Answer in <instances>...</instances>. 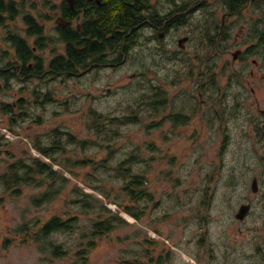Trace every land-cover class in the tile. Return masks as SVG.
I'll list each match as a JSON object with an SVG mask.
<instances>
[{
  "label": "rangeland",
  "instance_id": "rangeland-1",
  "mask_svg": "<svg viewBox=\"0 0 264 264\" xmlns=\"http://www.w3.org/2000/svg\"><path fill=\"white\" fill-rule=\"evenodd\" d=\"M15 1L21 13L15 20L8 15L0 26L1 71L19 65L10 35L35 46L38 37L28 35L25 14L45 27L48 45L38 55L47 62L63 51L54 19L59 0ZM144 1L151 18L147 22H154L156 11H179L175 17L180 18L165 20L157 33L146 22L123 63L54 80L13 77L7 82L0 77V104L13 103L17 113L26 112L11 124L10 115L0 111V174L12 159L6 151L15 157L42 156L35 143L50 146L58 131L85 141L69 143L63 133L57 137L63 150L56 157L64 168L44 157L70 179L53 202L34 206L33 197L46 188L26 186L16 196L0 184V264H82L76 253L88 241L81 233L97 214L93 209L87 216L80 213L76 186L92 204L120 211L129 223L97 238L87 264H264V113L250 106L258 101L264 109V82L255 85L252 96L237 87L224 89L230 73L264 72V63L253 65L254 59L262 61L264 46L261 53L257 49L248 55L247 64L233 58L239 49L264 39V0H248L233 14L224 42L218 27L229 7L221 0ZM186 36L190 41L181 49L178 41ZM35 90L43 95L37 98ZM159 92L165 103L150 106ZM46 93L52 100H46ZM242 99L249 101L240 105ZM96 113L104 119L97 124ZM176 115L183 118H171ZM81 159L94 162L82 166L76 163ZM126 161L129 173L144 177L152 200L136 201L124 191L131 178L124 180L118 167ZM254 178L258 193L252 192ZM243 204L252 210L240 221L236 214ZM126 206L136 213L143 209L142 218L125 212ZM55 215L80 220L75 231L52 236L69 254L51 260L18 229L27 224L36 232Z\"/></svg>",
  "mask_w": 264,
  "mask_h": 264
},
{
  "label": "trees",
  "instance_id": "trees-1",
  "mask_svg": "<svg viewBox=\"0 0 264 264\" xmlns=\"http://www.w3.org/2000/svg\"><path fill=\"white\" fill-rule=\"evenodd\" d=\"M221 1L226 4L231 11L238 12L240 8H243L244 4H246L248 0ZM144 2L145 1L142 0V3L139 2L140 4L136 3V5H132V0H105L104 5L101 9H99L98 18L96 20L91 18L89 22L90 26L86 28L87 35L89 34V36L87 40H84V43H81L82 49L75 46L72 47L71 45L67 59H65L62 55H55L50 60H47V62L37 53L39 50H43L47 46V44H45L46 37L44 36V28L40 26V24H38L33 17L25 16V21L28 25V35L38 37L35 46H31L27 39L20 35H10L8 40L13 43L16 49L17 58L19 59L17 64L19 65L18 68L13 67L15 69L10 71L0 70L1 79H4L7 82H9L13 77H28V79L46 78L54 80L55 77H58L59 75L63 76V72L72 73L76 71L78 72L80 68L85 69L88 65H90L91 58L96 52L98 42H93L94 38H97V40H101V38L105 39V35L107 33H113V40L116 42L119 38L116 32L117 30H126L129 32L134 29L136 25L144 22L145 20H151L146 13ZM16 8H18L16 3L0 0V25L5 24L7 19V17H5L6 13L13 18L16 13ZM177 12L179 11H172L166 15H160L158 12H154L155 15L157 14V26H162L165 20L169 18L172 19V22L178 21L180 17H175ZM170 26L171 23H168L167 27ZM133 32H136V30ZM210 38L209 39L214 43L217 35H213ZM71 39L72 40H70V42L74 41V38ZM130 39H132V37ZM130 41L131 40H129V42ZM213 43L211 45L214 46L215 43ZM10 66H12V64ZM67 76L69 75H66V77ZM34 94L37 98L43 95V93L38 90H35ZM44 96L47 101L52 100L51 93H46ZM164 103L165 96L162 92H159L154 94V100L151 101L149 105L159 108ZM15 107L16 104L13 103L0 104V111L10 115L11 124L21 118L23 114H26V112L17 113L15 111ZM171 118H175V120L178 121L183 117L181 115H176ZM102 119L103 116L97 114V117L93 119V123L97 124L98 122H101ZM125 120L130 122L129 119ZM182 122L183 120L181 123ZM62 133L63 132L58 131L55 137H53L51 145L48 147H41L39 144L35 143L34 148L37 149L42 156H36L30 153L27 156L15 157L12 153L6 151L7 154L11 155L12 159L9 160L6 169L2 172V174H0L1 187H3L6 192L11 191V193L16 196H21L23 189L26 186L46 188L33 197L32 202L36 207L53 202L56 198L63 194L70 183V179L63 174L62 171H58L53 168L54 163L61 165V167L64 168L62 163H60L56 157L59 150H63V144L57 139V137ZM64 135L68 136L67 141L69 143L80 142L84 144L85 142L83 140L78 141L71 133H65ZM93 144H96V142ZM44 157H48L53 164L44 160ZM129 161L120 164L118 167L119 175H122L124 180L129 177L131 178L129 182L125 183L124 191H126L136 201L145 198L152 200V194L144 188L146 184L143 179L144 177L129 173L131 168L125 167L129 164ZM93 162L94 161L91 159H81L76 163L86 166L93 164ZM75 192L80 195L74 200V203L80 206V213L87 216L88 214H91V210L93 209L97 214L95 218L89 219V224L85 227L86 230L81 233L83 240L87 239L88 241L87 248H83L76 253L77 256H80L82 264H87V255L90 249L95 247L94 241L97 238L101 239L117 228L125 226L129 223L120 215V211L113 212V210L108 208L104 203L92 204L88 199L90 196L81 187L76 186ZM124 210L138 220L142 218L143 209H141L139 213H136L133 211L135 210L134 208L126 206ZM79 220L80 219H78V217L74 216L64 219L55 215L47 222L40 225L36 232L31 233V228L27 224L21 226L18 230L19 232L25 233L26 238L31 236L34 242L38 244L39 252L43 255H47V259L55 260L67 256V254H69V250L67 251L63 245H59L57 242H54V240H52V236L59 232L75 231L74 224ZM37 225L39 226L38 222H36L35 226Z\"/></svg>",
  "mask_w": 264,
  "mask_h": 264
},
{
  "label": "flooded vegetation",
  "instance_id": "flooded-vegetation-1",
  "mask_svg": "<svg viewBox=\"0 0 264 264\" xmlns=\"http://www.w3.org/2000/svg\"><path fill=\"white\" fill-rule=\"evenodd\" d=\"M7 2H14L17 4L15 0H6ZM250 2L256 1V0H249ZM261 1V0H257ZM142 3V0H132V5H136V3ZM105 0H59V3L57 4L56 10H55V23H56V31L58 34V39L62 42V55L65 59L68 58L70 46L72 45L82 49L81 43H84V40L88 39L89 34L87 35L86 28L90 26L89 22L92 19L96 20L98 18V12L99 9L102 8L104 5ZM139 3V4H140ZM226 6V5H225ZM227 7V6H226ZM16 13L13 16V20H15L19 14L21 13L19 7L15 9ZM157 12V11H156ZM236 11H226V14L222 20V24L220 27H218L219 31V37L220 39L226 41L225 39L230 34L232 30V23H230V18L233 17V14H235ZM237 14V13H236ZM26 16L33 17L38 24L40 22L36 17H34L31 14H25ZM7 13L5 14V17H7ZM236 17V16H234ZM46 20H50V16L45 17ZM153 23L147 22L145 20L144 22L138 24L135 26L134 29L127 32L126 30H117L118 39L116 42L113 40V33H107L105 35V39L101 38V40H97V38L93 39V42H98V45L96 47V52L94 56L91 58V63L86 67V71L83 73L81 70H85L80 68L77 72L72 73H65L62 74L64 76H76L81 74H86L89 71H93L95 69H101L104 66H116L124 62L125 58L128 55V49L132 46L133 42H135V37L137 34L143 29L146 28L145 24L146 22L149 24L150 28H153L157 33V14L153 17ZM23 22L26 24L25 17H23ZM4 25V24H3ZM27 25V24H26ZM235 25V24H234ZM1 26V25H0ZM28 26V25H27ZM44 29V36H45V27L40 24ZM136 30V32H133ZM161 33V32H160ZM159 33V34H160ZM120 34V35H119ZM87 35V36H86ZM102 37V36H101ZM132 37V39H130ZM187 37V36H186ZM35 38V37H34ZM71 38H74V41ZM184 38V37H183ZM189 40L186 42V44L190 41V37H188ZM129 40H131L129 42ZM180 40V39H179ZM257 44L252 45V47L247 48L246 50L239 49L236 53H234L233 58L234 61L240 62L241 64H247L248 63V55L254 53L257 49H259L261 53V48L264 46V39L262 40L261 37L256 39ZM179 42V41H178ZM248 40H244L243 44H246ZM45 44L48 45V43L45 42ZM156 46H157V40H156ZM235 54L236 57H235ZM263 59L261 62L257 60H253V65L255 67H260L262 63H264V52L262 54ZM245 69L247 68L244 67ZM261 70H264V66L261 67ZM260 76L254 71L251 70L250 72H246L244 70H238L233 73H230L228 76V81L226 83V86L224 87L225 90H229L232 87H237L239 89L240 94L247 93L248 95H256L257 88L255 85H258L259 82H264V72H258ZM225 95L227 96V92ZM199 95H202V93H199ZM249 99H242L239 102L241 105L242 103L248 102ZM250 106H256V110H260L264 113V109L262 108V105L257 101L256 104H252ZM245 221V220H244Z\"/></svg>",
  "mask_w": 264,
  "mask_h": 264
},
{
  "label": "water",
  "instance_id": "water-1",
  "mask_svg": "<svg viewBox=\"0 0 264 264\" xmlns=\"http://www.w3.org/2000/svg\"><path fill=\"white\" fill-rule=\"evenodd\" d=\"M164 36V33H160L159 34V37L160 38H163ZM189 40L188 37H184L182 39L179 40V47L181 49H185L186 47V42ZM237 54H235V57H236ZM252 192L253 193H258L259 191V181L257 178H254L253 181H252ZM251 209H252V205L251 204H243L240 206V209L238 211V213L236 214V218L240 221H244L250 214L251 212Z\"/></svg>",
  "mask_w": 264,
  "mask_h": 264
}]
</instances>
